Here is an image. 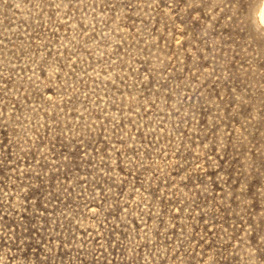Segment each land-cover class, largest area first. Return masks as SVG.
<instances>
[{"label":"rangeland","instance_id":"1","mask_svg":"<svg viewBox=\"0 0 264 264\" xmlns=\"http://www.w3.org/2000/svg\"><path fill=\"white\" fill-rule=\"evenodd\" d=\"M264 0H0V264H264Z\"/></svg>","mask_w":264,"mask_h":264},{"label":"bare ground","instance_id":"2","mask_svg":"<svg viewBox=\"0 0 264 264\" xmlns=\"http://www.w3.org/2000/svg\"><path fill=\"white\" fill-rule=\"evenodd\" d=\"M262 19L264 21V8H263V12H262Z\"/></svg>","mask_w":264,"mask_h":264}]
</instances>
